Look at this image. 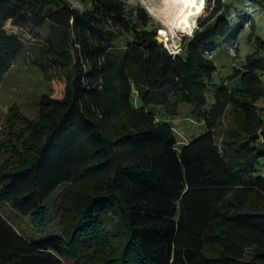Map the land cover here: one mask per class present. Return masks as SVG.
<instances>
[{
    "label": "trees",
    "instance_id": "1",
    "mask_svg": "<svg viewBox=\"0 0 264 264\" xmlns=\"http://www.w3.org/2000/svg\"><path fill=\"white\" fill-rule=\"evenodd\" d=\"M226 1L172 54L126 0H0V89L24 53L62 86L33 121L10 107L22 131L0 143V209L36 230L53 211L58 234L28 240L0 211V264H264V40L229 85L211 83V49L233 36ZM180 105L204 133L177 147Z\"/></svg>",
    "mask_w": 264,
    "mask_h": 264
},
{
    "label": "rangeland",
    "instance_id": "2",
    "mask_svg": "<svg viewBox=\"0 0 264 264\" xmlns=\"http://www.w3.org/2000/svg\"><path fill=\"white\" fill-rule=\"evenodd\" d=\"M73 8L82 9L83 5L89 0H65ZM130 8H142L151 19V23L157 30V40L164 45L172 54H177L180 51V44L187 38L192 36L196 30L199 21L205 19L209 12L213 0H205L204 8L201 14L196 19L194 28L189 31L188 35L182 38H173L169 30L162 22L150 13V9H157L159 3L163 0H126ZM226 11L227 20L230 27L233 29V36L228 41L219 43L217 47L211 49V57L216 68L211 77V83L215 86L225 82L229 85L234 68H240L243 64L245 56L253 50V39L259 37L264 40V12L256 8L248 0H227ZM224 3V4H225ZM158 6V7H157ZM161 31V32H158ZM29 43V42H27ZM33 48L34 44H27ZM29 51V48H28ZM264 59V53L262 54ZM30 54L24 53L19 59L9 75L5 78L0 89V143L10 139L14 142V137L22 131L19 124H13L10 121L8 109L15 107L18 114L24 118L33 121L37 114V103L41 95L48 94L51 90L53 97H60L62 86L60 84L48 85L42 79L39 72L30 64ZM264 87V75L260 77ZM212 91H207V105L209 108L211 103ZM259 106L264 105L261 101ZM170 124L176 131V139L180 147L184 143L191 142L204 133L202 121L196 120L190 114V107L180 105V113L177 118L170 121ZM233 127V122L230 116L222 119L220 125L216 129V140L221 141L228 137L229 131ZM3 153L0 154V167L5 162ZM256 176L264 177V159L256 164ZM52 201L50 202V204ZM1 214L7 223L12 226L21 236L28 240L41 241L46 240L58 234L57 215L52 211V221L41 230L34 229L30 220L27 217H22L15 211L9 209L6 205L2 206Z\"/></svg>",
    "mask_w": 264,
    "mask_h": 264
},
{
    "label": "bare ground",
    "instance_id": "3",
    "mask_svg": "<svg viewBox=\"0 0 264 264\" xmlns=\"http://www.w3.org/2000/svg\"><path fill=\"white\" fill-rule=\"evenodd\" d=\"M205 0H163L159 7L150 9L153 17L160 20L173 38H182L194 28L196 19L204 8Z\"/></svg>",
    "mask_w": 264,
    "mask_h": 264
},
{
    "label": "snow or ice",
    "instance_id": "4",
    "mask_svg": "<svg viewBox=\"0 0 264 264\" xmlns=\"http://www.w3.org/2000/svg\"><path fill=\"white\" fill-rule=\"evenodd\" d=\"M203 2V0H201V3Z\"/></svg>",
    "mask_w": 264,
    "mask_h": 264
},
{
    "label": "clouds",
    "instance_id": "5",
    "mask_svg": "<svg viewBox=\"0 0 264 264\" xmlns=\"http://www.w3.org/2000/svg\"><path fill=\"white\" fill-rule=\"evenodd\" d=\"M158 32H161V31H158Z\"/></svg>",
    "mask_w": 264,
    "mask_h": 264
}]
</instances>
